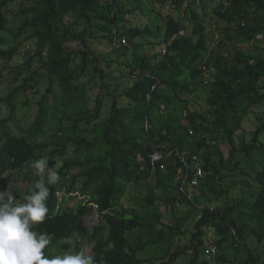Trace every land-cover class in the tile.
I'll return each instance as SVG.
<instances>
[{
	"label": "trees",
	"instance_id": "obj_1",
	"mask_svg": "<svg viewBox=\"0 0 264 264\" xmlns=\"http://www.w3.org/2000/svg\"><path fill=\"white\" fill-rule=\"evenodd\" d=\"M143 1L0 0V84L10 68L13 74L9 92L0 96L10 114L0 108V191L22 200L40 179L32 163L47 158L55 167L61 179L49 185L48 216L33 228L48 234L49 256L68 251L65 238L78 233L75 250L91 245L99 264H177L181 258L189 264H257L251 251L239 261V244L252 236L264 241V112L257 113L249 140L239 132L264 105V0H159L175 13L159 9L162 24L138 26L132 18ZM7 31L18 40L31 31L36 40L22 64L20 43L4 47ZM99 42L113 53L101 55ZM119 70L129 82L124 89L114 81ZM199 92L206 94L205 109L194 108ZM34 97L36 119L17 133L10 125ZM157 149L199 157L204 178L191 200L179 189L193 165L187 171L171 157L154 173L150 156ZM152 176L159 196L142 187ZM134 190L137 206L126 205ZM62 191L83 199L64 208L57 197ZM176 201L194 214L192 230H182L187 217L164 226L161 205L176 216ZM95 206L102 219L89 229L85 216ZM210 231L216 238L208 237ZM176 234H190L189 243L175 249L170 243L153 259L164 238ZM230 237L235 261L222 252Z\"/></svg>",
	"mask_w": 264,
	"mask_h": 264
},
{
	"label": "rangeland",
	"instance_id": "obj_2",
	"mask_svg": "<svg viewBox=\"0 0 264 264\" xmlns=\"http://www.w3.org/2000/svg\"><path fill=\"white\" fill-rule=\"evenodd\" d=\"M154 6V7H153ZM163 10L164 14H170V13H175L173 12V8L172 6H165L162 8V4L159 0H144L143 3L141 4L140 9L137 11L136 13V17L132 18L133 22L138 25V26H147V25H159L162 24V17L161 15L158 13V10ZM11 19V18H10ZM73 19L71 17H68V21L67 22H71ZM11 23V21H10ZM15 28V27H13ZM215 30V29H214ZM14 32L15 31H7L5 32V36L7 39V42L5 43L4 47L7 46H11L13 44H17L15 43L16 41L18 43L21 44V53L22 55H20L19 59L17 61H19V63H23V61H25V53L31 52L36 48V40H32L29 37L31 36L32 32L31 31H27L23 34V36L18 40L15 39L14 37ZM216 38L217 40L219 39L220 36H222V34L216 32ZM217 42L214 43L213 47H212V51L214 52V50H217ZM70 48H76L77 44L76 42H70L68 45ZM99 47L101 51V55H110L113 52L112 48L109 44L107 43H103V42H99ZM224 55L228 54V59H232L234 55H231V53H229L227 50L223 51ZM115 58V56H113V59ZM16 61V62H17ZM16 62H12L9 64L10 67H13L14 65H16ZM4 61L0 60V67L3 65ZM104 69H106L105 66H103ZM12 68H10L8 71H6L4 73L5 78L2 79V84H0V96H4L6 95V93L9 92V84L12 80V72H11ZM43 70H41L40 72H42ZM90 71H93L92 68L90 69ZM122 73L120 70L116 71L114 74V78L116 81L117 80H121L122 78ZM130 82H133V80ZM128 81H122L121 80V84H122V88L124 89L126 87V85H128ZM99 85H96L95 88L91 91L93 97L95 98L97 96V93L100 91L99 90ZM42 86V85H41ZM42 88V87H41ZM45 91V88L42 89V92ZM33 95V94H32ZM39 98V96H38ZM37 97H34L31 100V103L27 106V107H22L20 106L17 112L18 118L16 119L19 122V126L18 127L15 123H17V121L12 122L11 123V128L13 129L14 127H16L17 133H21V129H28L35 121L36 119V114H37ZM205 99H206V94L203 92H199L198 93V97H197V101L196 104H194V108L195 109H205L206 105H205ZM108 104H105L104 108H103V114H102V118H105L107 116L105 109L107 107ZM0 108L3 111V115L5 117L10 116L8 110L4 107V106H0ZM260 112H264V105L261 108H255L253 112L250 113L249 117L245 120V130L242 132H239V134L241 136H244L247 138V140H249L252 137V132L255 130L256 128V121H255V117L257 116V113ZM14 126V127H13ZM220 147H222L224 154L226 155V157L228 156V149L225 148V146H223L220 143ZM60 165V164H59ZM13 183V187H16L17 185L21 184L22 182H16L15 184L14 181H12ZM15 184V185H14ZM155 184H156V179L154 176H152L151 178H149V180L145 183H143L142 187L145 188L147 186H149L150 189H154V192L156 193V195H160V191H158L157 189H155ZM23 185V183H22ZM24 187V186H23ZM133 190V189H132ZM239 193V192H238ZM65 195H69L66 194L65 192H58L57 197L59 198V201L61 204H63L64 207H68V205L73 206L77 201H80L81 199H83V197H78V193L74 192L73 194L68 196V200L67 202H64L63 198ZM129 196V194H128ZM130 196L132 197L131 200L128 199L126 200V205H131V206H137L136 202H138L139 200L136 199L137 196H140L139 192H135L132 191ZM173 196H175V193L173 194ZM172 196V197H173ZM163 203V201H160ZM161 203V204H162ZM216 205V203H214V206ZM161 211L164 214L163 215V223L164 226H172V227H176L177 222L179 221L180 218L183 217H187V223L182 227V230H186V231H190L193 229V223L195 221V216L194 214H190V211L188 209V207H186V205H180L179 206V211L177 212L176 216H173V213L170 212L167 209V206H165L164 204L161 205ZM98 217H101V215L98 212H94L91 214H88L85 216V224L86 226L91 229L93 228L95 225H97L100 220L98 219ZM161 227H163L161 225ZM215 233L213 231H210L208 233V237L211 239L213 237L216 238V236L214 235ZM189 239H190V234L184 236L181 234H176L172 239H169L168 237H165L163 242L160 243L159 245V251H158V255H156L155 257H152L153 259H157L159 257H161V255H164L166 253V251L168 250V247L170 245V243L172 244L173 249L175 248H179V247H184L189 243ZM233 240L232 238H227L226 242L224 243V245L222 246V252L226 253L227 256L235 261L237 258L236 256H234L235 254H233V249H232V243ZM241 247L240 254H239V261H244L247 257H249V253L250 251L255 255V257H257L259 259L257 264H264V241L262 243H259L258 240L256 239V237H250L248 239H246V241L242 242L239 244ZM86 253L88 254H92V246L91 245H86L83 249ZM151 255H145V258H150ZM210 261V260H209ZM155 264H162V261L156 260L154 261ZM213 262H215L213 260ZM177 264H189V261L184 260V259H180L178 261ZM210 264H214V263H210ZM253 264V263H252Z\"/></svg>",
	"mask_w": 264,
	"mask_h": 264
},
{
	"label": "clouds",
	"instance_id": "obj_3",
	"mask_svg": "<svg viewBox=\"0 0 264 264\" xmlns=\"http://www.w3.org/2000/svg\"><path fill=\"white\" fill-rule=\"evenodd\" d=\"M31 167L40 179L33 182L22 200L12 191H0V264H99L93 254L75 250L78 233L65 238L70 246L68 251L45 254L50 238L47 233H38L33 228L48 216L49 185L57 184L61 177L55 167H48L47 158L35 160ZM94 212H98L97 206Z\"/></svg>",
	"mask_w": 264,
	"mask_h": 264
},
{
	"label": "built area",
	"instance_id": "obj_4",
	"mask_svg": "<svg viewBox=\"0 0 264 264\" xmlns=\"http://www.w3.org/2000/svg\"><path fill=\"white\" fill-rule=\"evenodd\" d=\"M122 45H127V40L125 38L122 39ZM153 90L156 88V85H154ZM212 144H216L215 141H212ZM151 169L153 172L157 170V165L159 163L164 162L165 159L174 157L177 159L183 167L188 171L190 169V165H193V171H192V177L191 173H186L183 182L180 186V193L184 194L189 200H191L194 196V191L196 188L200 185L201 180L204 178V170L201 164V161L198 156H194L192 159H188L187 156L180 152L177 149H170L169 151H161L156 150L153 154H151ZM189 184L188 188L187 185ZM177 207H179L181 204L179 202L176 203ZM214 209V206L211 207V210ZM217 248L214 247L208 251V254L215 255L217 253Z\"/></svg>",
	"mask_w": 264,
	"mask_h": 264
}]
</instances>
